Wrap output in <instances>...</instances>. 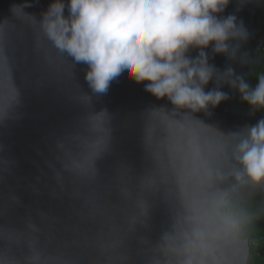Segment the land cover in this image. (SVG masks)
<instances>
[{"label": "clouds", "instance_id": "clouds-1", "mask_svg": "<svg viewBox=\"0 0 264 264\" xmlns=\"http://www.w3.org/2000/svg\"><path fill=\"white\" fill-rule=\"evenodd\" d=\"M232 2L49 0L38 19L25 11L32 7L27 0L10 6L11 19H0V126L20 116L23 91L15 71L26 28L38 73L33 83L56 88L82 109L75 126L55 141L54 160L59 167L48 162L55 185L49 195L80 200L88 211L76 215L95 227L81 231L72 225L63 229L71 237L61 238L57 217L27 209L19 226L0 223V264H128V255L121 251L126 236L114 238L97 230L102 196L96 190L104 187L97 162L112 151L114 127L112 113L93 106L94 98L106 95L113 83L124 78L147 82L144 91L166 101L142 114L140 142L150 166L137 183L138 214L129 218L128 233L145 223L148 193L163 187L169 200V184L178 168L194 189V214L186 217L192 222V236L218 237L247 254L248 237L264 216V201L255 209L245 203L264 196V67L254 69L255 86L233 67L253 63L242 51L251 33L237 16L253 0H235L234 11L223 15ZM218 54L229 62L223 70L210 63ZM78 65L85 66L87 91L75 79ZM210 82L213 87L208 88ZM225 86L239 94L250 114L262 113L255 124L226 131L207 122L212 110L230 99L222 91ZM122 171L128 174L129 168L120 162L115 184ZM33 191L39 189L33 186ZM116 192L124 195V186ZM9 206L23 207L12 192L0 202V220ZM181 264H209V260L189 255ZM212 264L219 261L213 259Z\"/></svg>", "mask_w": 264, "mask_h": 264}, {"label": "water", "instance_id": "water-1", "mask_svg": "<svg viewBox=\"0 0 264 264\" xmlns=\"http://www.w3.org/2000/svg\"><path fill=\"white\" fill-rule=\"evenodd\" d=\"M24 0H0V19L10 17L12 4ZM32 7L25 11L39 18L40 12L47 7L49 0H27ZM236 7L235 0L228 5L223 15H228ZM251 33L250 39L243 45L242 51L249 53L252 59L261 49L264 42V0H253L237 13ZM14 23L19 24L17 21ZM17 51L16 83L23 91V104L19 109L18 119L7 121L0 126V169H9L0 173V202L12 192L20 198L23 207L9 206L3 220L19 226L20 218L27 209H40L49 212L58 219L55 221L57 234L61 238H70L71 233L64 228L77 225L81 231L94 230V225L83 221L76 215L82 208L80 200L68 196L54 198L49 195L55 187L51 179L52 171L48 162L56 164L55 141L62 138L76 124L82 109L65 93L50 86H38L33 81L38 73L31 52V34L25 28ZM195 55V52L192 53ZM223 70L229 63L223 55H216L210 61ZM250 64L241 66L233 64L238 74H247ZM84 65L75 69V79L87 91L83 78ZM144 83L131 79H121L113 83L106 95L94 98L96 110L106 108L113 115L114 140L112 151L98 163L100 169L99 183L104 187L96 192L102 196L97 211L98 231L108 232L114 238L125 237V247L121 251L129 257L128 264H148L158 261L159 264H181L189 255L204 256L212 264L213 259L219 264H250V245L245 254L234 244L218 237L206 236L196 239L192 236V222L186 217L194 214V189L180 169H176L169 184V200L165 198L163 187L154 193H148L150 202L148 217L145 223L137 224L134 232L128 233V220L138 214L137 183L149 162L144 158L140 142L142 114L152 106L166 104L144 91ZM208 88L213 87L210 82ZM222 91L228 92L230 99L221 102L207 122L217 124L223 130H236L245 124H255L260 116L250 114L245 102L240 100L237 92L227 86ZM203 117V114H198ZM120 162L125 163L129 173L122 171L115 184L116 169ZM58 168L59 165L56 164ZM39 177V180H37ZM123 185L124 195L116 190ZM33 186L39 189L36 193ZM71 191V186H68ZM59 192V189H57ZM86 193L89 191L84 190ZM141 238L144 241L142 242ZM92 255H96L95 252Z\"/></svg>", "mask_w": 264, "mask_h": 264}, {"label": "trees", "instance_id": "trees-1", "mask_svg": "<svg viewBox=\"0 0 264 264\" xmlns=\"http://www.w3.org/2000/svg\"><path fill=\"white\" fill-rule=\"evenodd\" d=\"M261 49V53L259 50V52L253 56V63L250 64L247 70L246 79L251 85L257 83L254 69L259 70L261 67H264V42ZM257 114L261 118L262 113L257 112ZM262 201H264V196L257 195L245 203L248 207L255 209L261 206ZM248 241L250 245V264H264V216H261V218L253 226V230L248 237Z\"/></svg>", "mask_w": 264, "mask_h": 264}, {"label": "built area", "instance_id": "built-area-1", "mask_svg": "<svg viewBox=\"0 0 264 264\" xmlns=\"http://www.w3.org/2000/svg\"><path fill=\"white\" fill-rule=\"evenodd\" d=\"M256 84V83H255ZM255 84L253 86H255ZM247 105V104H246ZM248 107V106H247Z\"/></svg>", "mask_w": 264, "mask_h": 264}]
</instances>
